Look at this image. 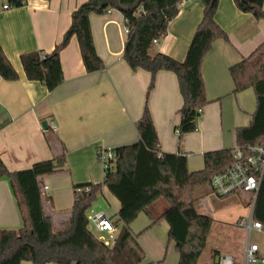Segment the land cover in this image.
Listing matches in <instances>:
<instances>
[{"label": "crops", "instance_id": "1", "mask_svg": "<svg viewBox=\"0 0 264 264\" xmlns=\"http://www.w3.org/2000/svg\"><path fill=\"white\" fill-rule=\"evenodd\" d=\"M87 1L28 0L20 7L0 11V46L19 75L17 81L0 77V158L10 172H18L65 153L64 170L39 179L40 189L49 188L42 200L57 228L71 216L76 189L103 182L98 150L138 141L136 123L143 116L151 80L150 73L134 72L124 59L125 17L114 8L90 15L96 53L104 70L87 72L78 39L73 37L60 54L64 73L61 86L50 93L43 84L27 79L21 57L32 52L51 53L69 29L73 12ZM203 13L200 0L183 2L153 52L184 61ZM216 22L227 33L229 42H214L203 61L202 77L209 104L198 120L197 130L178 135L183 99L174 73L156 75L148 101L160 153L185 156L192 173L204 169L206 153L236 147V131L251 124L257 107L253 89L235 93L230 70L264 44V20L257 21L251 14L239 11L234 0H219ZM43 123H47L46 129ZM199 189L194 191L195 199L208 194H198ZM120 208V202L106 187L93 205V209L109 213L114 222ZM137 220L139 227L135 225ZM23 224L9 182L0 180V228L19 229ZM151 224L148 215L141 213L130 225L146 254L141 264H164L166 242L150 247V241L158 239L155 230L159 227L169 235V225L162 221L149 228Z\"/></svg>", "mask_w": 264, "mask_h": 264}, {"label": "trees", "instance_id": "2", "mask_svg": "<svg viewBox=\"0 0 264 264\" xmlns=\"http://www.w3.org/2000/svg\"><path fill=\"white\" fill-rule=\"evenodd\" d=\"M186 0H122L130 11L124 12L129 33L125 42L124 59L136 72L151 75L146 106L136 123L137 142L115 149L118 158L115 171L102 183L79 187L70 218L59 228L47 215L40 191L39 179L62 172L66 155L41 161L30 169L10 172L0 158V180H7L23 218L19 229L0 228V264H141L146 254L130 225L141 213L150 218L152 226L165 221L169 225V242L175 243L178 264H197L206 248L213 218L198 212L194 191L210 186L212 179L225 173L233 164L231 149L206 153L204 169L190 172L188 159L176 154L160 153L158 133L152 120L148 101L159 72L174 73L178 79L183 106L179 112V136L194 133L203 110L209 104L202 77V64L214 42H229L227 33L217 24L219 0H200L204 5L203 18L188 48L184 61L153 52L162 41L168 25L179 13ZM16 7L20 0H12ZM239 11L251 14L257 21L264 20V0H234ZM97 1L88 0L72 14V22L63 40L51 53L32 52L21 57L29 81L43 84L51 93L64 82L60 54L70 40L79 42L83 64L88 73L105 69L96 53L90 15L102 14ZM142 7L143 13L138 14ZM115 9V8H114ZM230 74L235 93L249 88L256 98V111L248 127L236 131V146H264V44L248 58L233 66ZM0 77L17 81L19 75L0 46ZM202 111V112H201ZM121 205L116 215L117 236L111 247L95 237L89 228L88 212L98 201L103 188ZM169 205L156 216L153 209L160 200ZM49 202V199L47 200ZM51 204V202H50ZM254 217L264 224V183L258 195ZM148 228V229H149ZM218 254H215V257Z\"/></svg>", "mask_w": 264, "mask_h": 264}, {"label": "built area", "instance_id": "3", "mask_svg": "<svg viewBox=\"0 0 264 264\" xmlns=\"http://www.w3.org/2000/svg\"><path fill=\"white\" fill-rule=\"evenodd\" d=\"M20 1L24 5L28 0ZM13 8H16V6L12 0H0V11H9ZM137 13H143L142 7L138 8ZM128 33V29L125 28V34L128 35ZM51 127L56 131L53 123H51ZM232 154L233 164L225 173L215 176L210 187L212 192L219 197H229L238 194L245 196V199L248 200L250 213L249 216L242 217L237 222L238 227L244 229L246 233L240 261L236 262L234 256L231 255H218L220 257L218 264H258L262 257L260 245L252 241V235L256 233L264 236V224L257 221L254 217L258 195L264 183V146H236ZM117 158L118 155L113 148H101L98 150L97 159L103 170V181L115 171ZM48 190L47 186H43L40 189L42 197H47ZM76 191L81 192L82 189L78 188ZM88 221L89 227H93L96 232L107 234V237L101 238V241L107 247H111L117 236L114 218L105 211L92 208L88 212Z\"/></svg>", "mask_w": 264, "mask_h": 264}, {"label": "rangeland", "instance_id": "4", "mask_svg": "<svg viewBox=\"0 0 264 264\" xmlns=\"http://www.w3.org/2000/svg\"><path fill=\"white\" fill-rule=\"evenodd\" d=\"M209 187V188H208ZM198 194H207L203 197L197 198L198 212L200 214L209 215L213 218L212 229L209 233L206 248L202 253L197 264H213L215 254H230L234 256L236 262L241 259V252L246 240V233L244 229L238 227L237 222L242 217L249 216V204L245 196L241 194L232 195L229 197H219L212 192L210 186L200 187ZM102 199V197L100 198ZM167 202L163 199L156 204L153 209L154 215L158 216L162 214L166 208H168ZM140 220H137L135 225L140 226ZM95 237L101 240L104 235L96 232L93 227H89ZM165 230V229H164ZM162 228H157L155 232L158 235L156 242L150 241V247L153 244L160 246L165 243L168 246L166 262L164 264H176V257L179 259V253L175 246L172 248L173 242H168V232ZM252 241L257 242L260 245L261 259L258 264H264V236H260L256 233L252 235ZM113 243V242H112Z\"/></svg>", "mask_w": 264, "mask_h": 264}, {"label": "water", "instance_id": "5", "mask_svg": "<svg viewBox=\"0 0 264 264\" xmlns=\"http://www.w3.org/2000/svg\"><path fill=\"white\" fill-rule=\"evenodd\" d=\"M97 1V10H104L107 8H115L118 11L124 13V12H128L130 11V7L129 6H125L122 3V0H96ZM43 128H47V123H43ZM220 257L216 256L214 263L213 264H218Z\"/></svg>", "mask_w": 264, "mask_h": 264}]
</instances>
